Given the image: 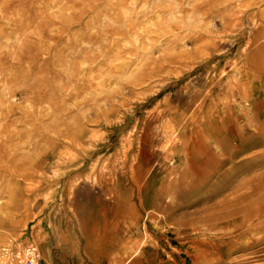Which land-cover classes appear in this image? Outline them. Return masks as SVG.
<instances>
[{"label":"rangeland","instance_id":"obj_1","mask_svg":"<svg viewBox=\"0 0 264 264\" xmlns=\"http://www.w3.org/2000/svg\"><path fill=\"white\" fill-rule=\"evenodd\" d=\"M59 1L0 0V253L34 244L43 264H264V253L236 260L264 247L240 249L248 228L214 219L264 172L257 121L242 141L215 129L264 122V0ZM17 11L54 22L37 80L11 56ZM105 228L117 233L106 253ZM206 240L222 245L200 263Z\"/></svg>","mask_w":264,"mask_h":264},{"label":"bare ground","instance_id":"obj_2","mask_svg":"<svg viewBox=\"0 0 264 264\" xmlns=\"http://www.w3.org/2000/svg\"><path fill=\"white\" fill-rule=\"evenodd\" d=\"M51 3H56V5L61 4L58 0H48ZM72 5H78L77 0L69 1ZM87 0H83L79 5H86ZM42 12V11H40ZM40 12L35 13L34 22L31 24L28 21H24L23 18L25 16L24 13L17 11L14 18L15 28L19 34V38L17 40V45H15L14 51L11 53V56L17 63H22L24 59H27L30 68H34L35 64L39 60V54L42 51V46L39 45V40L44 39L45 36L49 34L48 27L54 23L52 21V17L45 15L42 16ZM41 15V17H39ZM40 19V20H39ZM61 24H66V21H63ZM57 34L60 29L54 30ZM35 53V56L33 55ZM187 54V53H185ZM181 57V56H180ZM7 59L6 56H0V72L3 71V66L9 62L5 61ZM4 61V62H3ZM47 67H51L50 63H46ZM32 71L31 79L37 80L45 75V72L40 71L39 68L30 70ZM22 73H25L22 71ZM259 75H264V72H260ZM249 72H245L242 74L240 79L238 80V84L242 85L249 78ZM151 75H147L150 77ZM18 76H14L10 78V82L17 84ZM144 79V78H143ZM19 84V83H18ZM238 89V88H237ZM240 89V88H239ZM238 89V90H239ZM255 95L262 96L264 95V88H261L259 92H256ZM35 100V99H34ZM258 107L261 108L258 110L259 112L256 114L257 117H264V102H258ZM246 117V116H245ZM249 118V117H248ZM246 119V122L242 126H235L233 124L226 123L224 125L217 124L216 131L221 134H229V136L234 137L235 140L242 141L244 140L245 133H249V127L252 125V122H256L257 125L254 126L255 132H251L252 135L260 139L262 133L264 134V122H259L256 118ZM231 122H235L236 119L230 118ZM242 132H245L244 134ZM260 137V138H259ZM247 141L243 142V145H246ZM264 145V141H263ZM241 151L238 146L235 147L234 152L231 154L229 160H233ZM231 195L233 198L223 199L219 204L220 213L215 216L214 219L222 223H233L237 228H248L249 232L244 235L246 239L243 245L240 246L241 250H248L264 244V172H260L256 176H253L251 179L244 181L236 185L232 188ZM120 207V206H119ZM121 209V207H120ZM234 217V218H231ZM206 220H211V217L208 216ZM104 243L103 246L100 247L102 252H107L108 248H110L112 242L114 241L117 233L109 232L107 228L104 229ZM222 245L221 242L215 244L212 241H205L204 248L201 250L200 254V263L206 262L210 259L209 255L216 248H220ZM114 248V247H113ZM115 249V248H114ZM264 253V247L259 248L257 251L248 254V256H243L237 258L239 262H245L247 260L257 259L260 256L258 254ZM212 255V254H211ZM209 257V258H208ZM2 260L0 256V261Z\"/></svg>","mask_w":264,"mask_h":264},{"label":"built area","instance_id":"obj_3","mask_svg":"<svg viewBox=\"0 0 264 264\" xmlns=\"http://www.w3.org/2000/svg\"><path fill=\"white\" fill-rule=\"evenodd\" d=\"M0 256V264H43L39 249L34 244L15 249L5 248Z\"/></svg>","mask_w":264,"mask_h":264}]
</instances>
